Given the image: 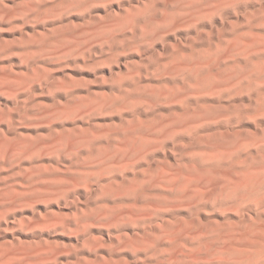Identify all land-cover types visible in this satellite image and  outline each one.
<instances>
[{
  "label": "rangeland",
  "instance_id": "374dc122",
  "mask_svg": "<svg viewBox=\"0 0 264 264\" xmlns=\"http://www.w3.org/2000/svg\"><path fill=\"white\" fill-rule=\"evenodd\" d=\"M0 264H264V0H0Z\"/></svg>",
  "mask_w": 264,
  "mask_h": 264
}]
</instances>
